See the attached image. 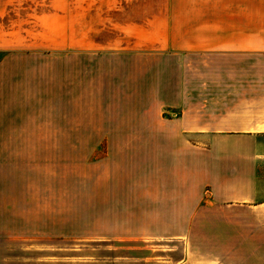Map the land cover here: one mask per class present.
<instances>
[{
  "label": "crops",
  "instance_id": "obj_1",
  "mask_svg": "<svg viewBox=\"0 0 264 264\" xmlns=\"http://www.w3.org/2000/svg\"><path fill=\"white\" fill-rule=\"evenodd\" d=\"M261 144L264 0H0V264H264Z\"/></svg>",
  "mask_w": 264,
  "mask_h": 264
},
{
  "label": "rangeland",
  "instance_id": "obj_2",
  "mask_svg": "<svg viewBox=\"0 0 264 264\" xmlns=\"http://www.w3.org/2000/svg\"><path fill=\"white\" fill-rule=\"evenodd\" d=\"M70 37L77 39V35L76 33H69ZM92 35V33H85V39H87L88 37L90 38ZM62 39V33L60 32H56L54 33V43L56 40H61ZM233 143V142H232ZM232 143H227L225 145H222L221 142H216L214 144L211 145V154L208 160L209 165L215 166V164H219L221 165V167L225 168V163L223 161L224 156L227 155H231V156H237L239 154L242 153V149L241 148H236L235 147H231L234 144ZM258 151H259V164H258V168L260 171H262L263 175H264V144L258 145ZM215 152V157H214V153ZM217 162V163H215ZM223 165V166H222Z\"/></svg>",
  "mask_w": 264,
  "mask_h": 264
}]
</instances>
